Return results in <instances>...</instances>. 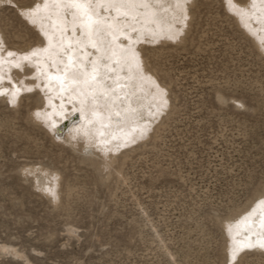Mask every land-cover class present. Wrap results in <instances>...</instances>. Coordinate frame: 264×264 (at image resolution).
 Here are the masks:
<instances>
[{
	"label": "rangeland",
	"instance_id": "374dc122",
	"mask_svg": "<svg viewBox=\"0 0 264 264\" xmlns=\"http://www.w3.org/2000/svg\"><path fill=\"white\" fill-rule=\"evenodd\" d=\"M190 11L184 42L143 49L171 114L107 181L30 121L36 95L19 108L0 102V247L16 250L0 252V264H221L217 220L264 186V58L223 0H196ZM0 24L12 47L38 39L17 8L4 4ZM38 163L62 172L57 209L21 176ZM255 260L245 264H264Z\"/></svg>",
	"mask_w": 264,
	"mask_h": 264
},
{
	"label": "bare ground",
	"instance_id": "6f19581e",
	"mask_svg": "<svg viewBox=\"0 0 264 264\" xmlns=\"http://www.w3.org/2000/svg\"><path fill=\"white\" fill-rule=\"evenodd\" d=\"M223 2L226 11L235 17L239 28L249 36L259 55L264 58V0H232V4H229L227 0ZM34 3L41 4L34 18L31 22L23 20L37 33L38 39L34 44L12 48L22 51L33 46H43L48 50L33 57L39 63L31 68L25 67L24 73H21V75L29 71L33 73L30 78L24 79V85L39 84L40 87H33L32 91L23 92L18 103L12 107L19 108L25 97L36 95V105L29 113L30 121L46 132L54 143L70 147L79 153L84 162L97 171L103 181H107L112 174V168L122 156L127 158V153L145 147L150 141L158 138V133L165 125V119L171 114L169 90L166 85L158 81L152 71L150 73L152 80H141L134 72L129 73L127 67L113 63L110 53L106 50L108 45L104 42L111 38L106 34L104 41L97 40L101 53H96V50L90 47L86 49L92 52L93 56L85 58V65L90 71L91 65L87 61L102 55L101 59H97L99 68L97 78L116 76L119 73L120 80L115 86V91H107L106 95H101V92L105 91L109 85H113L114 82L111 79H106L93 87H90L94 85L92 81L88 84L71 83L70 78L75 69H69L62 85L54 78L58 74L57 69L64 67L58 51L61 40L60 28L68 23L69 30H71L69 17H65L64 12L75 11V9H65L62 4L53 3L52 0H49L47 7L43 6V0H32L23 6L27 7ZM195 3L196 0H190L188 5L182 6L187 8L188 19L186 21L180 19L182 9L175 5L174 0H163L160 4L150 5L144 9L146 15L138 13V19L149 21L147 29L155 31L150 35L141 36V42L136 43L134 47L137 50H143L146 46L184 42L183 36L188 33L186 29L190 26L192 19L190 9ZM3 5L0 4V10ZM97 11L103 13V9L98 8ZM108 15L109 17L114 16L115 11L112 10ZM81 18V15L77 13L78 23ZM153 20L156 21L154 24L151 23ZM118 21H126V24L121 25L125 31L134 23L124 16H119ZM136 27L139 28L140 25L136 24ZM0 34L4 35L1 24ZM79 35L80 32L77 29V36ZM132 35L135 36L137 33L133 32ZM146 39H152L155 42H143ZM67 42L68 35L64 34L65 47H67ZM77 58H79V52H77ZM140 58L149 67L143 51ZM105 64H108L110 68H116L117 72H110L104 67ZM3 71L5 73L11 71L13 76L18 72L15 68L9 69L7 63L3 65ZM125 73L129 74L125 75ZM153 81L166 90L164 97L167 100L166 106L161 107L160 94ZM62 87L65 90H62ZM93 93H95V99ZM218 101L225 104L227 99L223 95H218ZM233 101L237 102L235 103L237 111L245 108L241 101L236 99ZM0 102L6 103L5 98L0 97ZM37 112H39V117L36 116ZM81 113L82 118L78 119ZM144 128L149 130L145 132ZM20 173L23 180L29 183L35 193L44 198L52 208L60 207L63 177L59 169L40 163L27 164ZM262 188L261 191H257L254 198L235 213L217 220L223 237L221 264H225L226 250L237 246L242 249L237 258L238 262L240 257H243V264H245V258L250 256H255V261H264V249L245 247L246 244L256 241L258 237L264 239V203L260 202L264 200V186ZM73 190L74 188H69L70 193ZM5 248L16 254L15 249L1 246L2 254Z\"/></svg>",
	"mask_w": 264,
	"mask_h": 264
},
{
	"label": "snow or ice",
	"instance_id": "6c2138e0",
	"mask_svg": "<svg viewBox=\"0 0 264 264\" xmlns=\"http://www.w3.org/2000/svg\"><path fill=\"white\" fill-rule=\"evenodd\" d=\"M52 2L62 4L65 9H75V11L64 12V16L69 17L71 30H69L68 23H65L60 28L61 40L58 51L64 67L63 69H57L58 74L54 78L60 81L62 85L64 78L68 75L69 69H75L70 78L71 83L79 84L83 82L88 84L89 81H92L94 85L90 87H93L98 86L106 79H111L114 82L113 85H109L105 91L101 92V95H106L107 91H115V86L120 80L119 73L116 76H100L99 79L97 78L99 74L97 59H101L102 55L87 61L91 65L90 71L85 65V58L93 56V53L86 51V49L90 47L95 49L96 53H101L97 40L104 41L105 34L111 38L104 42L108 45L106 50L110 53L113 63L118 66L127 67L129 73L134 72L141 80H152L150 75L151 70L140 58L143 50H137L134 45L141 42V36L150 35L155 30L147 29L149 21L147 19H138L137 14L146 15L144 9L150 5L160 4L163 0H52ZM227 2L232 4V0H227ZM48 3L49 0H43L44 7H47ZM174 3L182 9L180 19L186 21L188 19L187 8L182 6L188 5L190 0H174ZM0 4L17 8V14L26 22H31L37 9L41 7L40 3H34L27 7L18 6L15 0H0ZM98 8L103 9V13L98 12ZM112 10L115 11V15L109 17L108 14ZM77 13L82 17L79 23L77 22ZM119 16H124L134 22L127 31L121 27V25L126 24V21H118ZM155 22V20L151 21L153 24ZM136 24H139L140 27L137 28ZM77 29L80 32L79 36H77ZM133 32L137 33V35L133 36ZM64 34L68 35L67 47L64 46ZM143 42L154 43L155 41L146 39ZM47 50L43 46H33L30 49L22 51L19 49L13 50L12 46L8 44L6 36L0 34V97H4L7 104L15 106L23 92H30L33 87H40L39 84L24 85V79L30 78L33 73L31 71L24 75H21V73H24L25 67L31 68L33 65L38 64L39 61L34 60L33 57ZM77 52H79V58H77ZM5 63L9 65V69L15 68L18 70L15 76L12 75L11 71L7 73L3 71ZM104 67L110 72H117L116 68H110L108 64H105ZM129 73H125V75ZM81 77H83L82 80ZM5 81H7V84H5ZM153 83L155 84L154 81ZM119 86L123 87L124 85ZM155 88L160 94L161 107L166 106L167 100L164 99L166 90L159 84H155ZM62 90L65 89L62 87ZM93 98L95 99V93H93ZM234 103L237 102L234 101ZM238 106L242 107L239 104ZM73 111H76V109H73ZM36 116L39 117V112L36 113ZM117 116H119V113H117ZM80 118H82V113L78 119ZM148 130L147 128L143 129L145 132ZM25 171L27 172L28 170L26 169ZM260 202L264 203V200ZM245 247L264 249V239L258 237L256 241L246 244ZM241 251L242 249L239 246L235 248L229 247L225 253V264H243V257H240L239 262L237 260ZM3 253L5 255H15L13 251L7 248L3 250Z\"/></svg>",
	"mask_w": 264,
	"mask_h": 264
}]
</instances>
